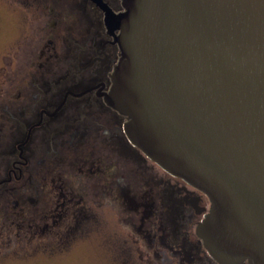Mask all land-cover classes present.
I'll return each instance as SVG.
<instances>
[{
  "label": "flooded vegetation",
  "instance_id": "obj_1",
  "mask_svg": "<svg viewBox=\"0 0 264 264\" xmlns=\"http://www.w3.org/2000/svg\"><path fill=\"white\" fill-rule=\"evenodd\" d=\"M123 0H4L17 40L0 66V264L70 259L219 264L207 197L128 139L107 103ZM12 19V18H11Z\"/></svg>",
  "mask_w": 264,
  "mask_h": 264
},
{
  "label": "water",
  "instance_id": "obj_2",
  "mask_svg": "<svg viewBox=\"0 0 264 264\" xmlns=\"http://www.w3.org/2000/svg\"><path fill=\"white\" fill-rule=\"evenodd\" d=\"M107 103L129 141L209 201L219 264H264V0H123Z\"/></svg>",
  "mask_w": 264,
  "mask_h": 264
},
{
  "label": "rangeland",
  "instance_id": "obj_3",
  "mask_svg": "<svg viewBox=\"0 0 264 264\" xmlns=\"http://www.w3.org/2000/svg\"><path fill=\"white\" fill-rule=\"evenodd\" d=\"M12 18V19H11ZM9 12L4 0H0V66L2 60L9 57L17 40V22ZM12 264H20L13 262ZM27 264H115L110 258L103 259L91 247L86 248L83 254H77L70 259H32Z\"/></svg>",
  "mask_w": 264,
  "mask_h": 264
}]
</instances>
